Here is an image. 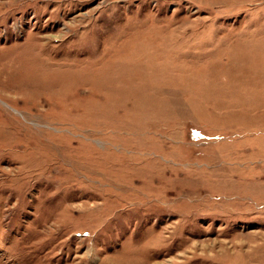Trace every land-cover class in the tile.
Here are the masks:
<instances>
[{
    "label": "rangeland",
    "instance_id": "1",
    "mask_svg": "<svg viewBox=\"0 0 264 264\" xmlns=\"http://www.w3.org/2000/svg\"><path fill=\"white\" fill-rule=\"evenodd\" d=\"M0 264H264V0H0Z\"/></svg>",
    "mask_w": 264,
    "mask_h": 264
},
{
    "label": "bare ground",
    "instance_id": "2",
    "mask_svg": "<svg viewBox=\"0 0 264 264\" xmlns=\"http://www.w3.org/2000/svg\"><path fill=\"white\" fill-rule=\"evenodd\" d=\"M201 256H203V255H201Z\"/></svg>",
    "mask_w": 264,
    "mask_h": 264
}]
</instances>
